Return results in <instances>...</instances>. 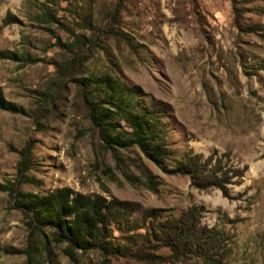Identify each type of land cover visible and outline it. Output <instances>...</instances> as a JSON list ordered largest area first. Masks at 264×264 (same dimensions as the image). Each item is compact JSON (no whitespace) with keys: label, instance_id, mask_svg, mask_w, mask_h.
<instances>
[{"label":"rangeland","instance_id":"obj_1","mask_svg":"<svg viewBox=\"0 0 264 264\" xmlns=\"http://www.w3.org/2000/svg\"><path fill=\"white\" fill-rule=\"evenodd\" d=\"M43 2L63 24L47 21ZM114 7L117 26L136 48L100 36L75 75L118 78L133 91L139 108L153 106L175 158L192 152L244 170L227 184L228 196L217 188L198 189L189 176L169 171L171 157L158 165L135 145L116 146L117 156L101 146L77 93L76 76L57 66L73 55L60 41L89 34L88 26L112 24ZM242 7L240 30L230 0L0 1V96L11 105L0 107V184L5 186L0 189V264L99 259L89 252L75 262L63 245L40 247L28 259L24 249L35 237L8 186L34 192L68 186L107 202L127 201L138 205L132 220H140L147 208H161L164 219L196 204L204 208L201 224L221 231L224 264H264V0ZM89 97L100 100L104 94L96 90ZM116 122L117 128L124 125ZM28 147L31 162L19 171L20 150ZM112 229L114 243L133 245L126 236L134 230ZM111 264L137 262L120 257Z\"/></svg>","mask_w":264,"mask_h":264},{"label":"trees","instance_id":"obj_2","mask_svg":"<svg viewBox=\"0 0 264 264\" xmlns=\"http://www.w3.org/2000/svg\"><path fill=\"white\" fill-rule=\"evenodd\" d=\"M253 1L230 0L233 23L240 30L242 5ZM42 4L43 15L49 23L63 24L55 12L49 10L47 3ZM118 11L114 7L109 13L112 24L108 22L98 29L88 26L89 34L73 33L71 41L59 40L73 54L67 63L58 64L62 74L74 78L82 69V59H89L90 49L98 43L100 36L113 39L118 45L123 43L131 50L136 48L117 26ZM83 21L89 22L86 15ZM74 82L78 95L84 100L88 119L99 133L101 146L111 148L114 155H119L116 146L129 148L135 145L148 160L158 165L171 157L173 168L169 171L189 176L192 185L198 189L217 188L224 196L229 194L227 184L234 177L243 176L244 170L225 167L220 158L211 163L212 159H202L201 155L192 152L181 159L175 158L174 150L167 146L162 128L157 124L156 110L153 106L139 108L133 91L122 85L118 78L111 79L107 74L76 76ZM90 84L92 90H88ZM96 90L104 94L100 100L89 97V93ZM8 106L11 105L0 96V107ZM116 120L123 121L124 125L117 128ZM30 152L29 147L20 150L19 171L29 167ZM2 187L5 186L0 184V189ZM8 190L30 235L35 237L34 240L30 237L24 249L31 261L40 247L47 250L50 245H63L64 253L75 262L78 254L94 252L99 256L94 264H111V258L120 257L133 259L137 264H224L226 250L221 231L201 224L202 206L189 205L178 216L164 219L161 218L162 209L152 207L143 210L140 220H132L129 216L138 210L137 204L118 200L107 202L102 196L80 193L68 186L44 192L20 191L9 186ZM112 226L118 231L134 230L126 236L133 245L114 243ZM139 228L145 232H137ZM162 248L168 249V254L157 253Z\"/></svg>","mask_w":264,"mask_h":264}]
</instances>
